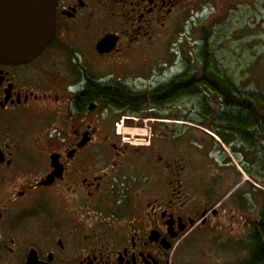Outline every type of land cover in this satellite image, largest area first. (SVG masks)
Returning <instances> with one entry per match:
<instances>
[{
    "label": "flooded vegetation",
    "instance_id": "af4514ba",
    "mask_svg": "<svg viewBox=\"0 0 264 264\" xmlns=\"http://www.w3.org/2000/svg\"><path fill=\"white\" fill-rule=\"evenodd\" d=\"M233 1L51 0L42 51L0 59V264H232L224 250L248 207L239 174L163 122L149 123L146 148L118 123L134 121V60L165 48L203 4ZM187 69L199 66L175 76ZM182 146L188 159L172 157Z\"/></svg>",
    "mask_w": 264,
    "mask_h": 264
},
{
    "label": "rangeland",
    "instance_id": "374dc122",
    "mask_svg": "<svg viewBox=\"0 0 264 264\" xmlns=\"http://www.w3.org/2000/svg\"><path fill=\"white\" fill-rule=\"evenodd\" d=\"M232 4L235 7L215 6L209 2L202 5L200 12L193 11L186 22L179 27L176 35L169 37L165 48L159 44L158 49L154 46V52L151 56H141L134 60L136 68H134L133 73L128 75L126 84L134 90L147 93L152 88L166 83L175 75L180 74L190 60L192 61L194 51L200 44L202 37L201 29H205L209 37L212 60L219 73L230 78L241 90L264 93V0H237L233 1ZM176 31L177 26L171 32L175 33ZM206 96L208 95L206 94ZM201 98V93H197L195 96L182 97L178 99L175 105L167 104L156 108L154 111L148 108L144 115H132L134 121L131 124L126 125L124 122L121 124V118L118 124L124 127H136L145 131L146 137H152L154 130L149 127V123L163 122L162 124L172 126L162 130L169 137L174 136V134H184L188 141L203 146L202 149L207 151L210 159L213 160L214 158L220 163L228 162V166L239 174L240 181H243L244 184L237 193L243 191L248 207L244 212L242 208L237 210L235 217L240 218L239 222H236L239 225L241 220H244L243 226L245 228L243 227L242 230L240 226L233 224L235 231L232 233V240L228 241L231 242L224 250L226 252L224 259H228V262L230 261L232 264H244L248 248L245 245V247L239 245L245 236L243 232L245 229L248 230V227L250 228L251 222L257 218L259 209L264 205V172L261 168L264 150L255 146L256 148L251 151L252 154L247 156V161L240 156L236 157L229 146L224 144L216 135L213 130V123L205 120L199 113L198 102ZM210 98L208 101H211ZM153 113L156 115L152 116ZM169 114L178 116V119L173 117L166 119L165 116ZM194 128H197L196 131L193 130ZM154 129L157 131L160 128L155 127ZM120 137L125 138L130 146H140L135 144L133 139L123 135ZM140 144L143 146L142 148H146L145 142ZM190 152L194 153V149ZM171 155L178 160L181 158L188 159V151L184 146L171 151ZM146 156L144 159L147 158ZM191 156L193 158H190V169L197 170L198 163L202 168L203 163L197 161L198 157L196 159L195 155ZM208 162L212 165V161ZM241 162L245 163L247 170L253 174L252 177L245 172ZM204 166H208V163ZM224 211L226 210L224 209ZM242 214H244V219ZM223 217L224 221H227L226 212H224Z\"/></svg>",
    "mask_w": 264,
    "mask_h": 264
},
{
    "label": "trees",
    "instance_id": "16d2710c",
    "mask_svg": "<svg viewBox=\"0 0 264 264\" xmlns=\"http://www.w3.org/2000/svg\"><path fill=\"white\" fill-rule=\"evenodd\" d=\"M201 33L200 44L194 51L192 61L187 64L199 66V71L189 74L190 70L187 69L181 76H175L147 93H137L136 99L129 104L131 113H144L148 108L154 111L167 104L175 105L182 97L201 93L199 113L213 123L214 132L233 154L247 161L253 148L264 150V93L241 90L230 78L221 75L212 60L206 30L201 29ZM206 94L211 97V101H208ZM168 117L178 119L176 115L169 114ZM241 164L252 177L245 163ZM261 168L264 172V159ZM239 245L248 248L244 264H264V205L259 209L257 218L251 222L248 235Z\"/></svg>",
    "mask_w": 264,
    "mask_h": 264
},
{
    "label": "water",
    "instance_id": "95a60500",
    "mask_svg": "<svg viewBox=\"0 0 264 264\" xmlns=\"http://www.w3.org/2000/svg\"><path fill=\"white\" fill-rule=\"evenodd\" d=\"M55 28L51 0H0V59L9 63L32 61L50 41ZM112 45L106 36L97 44L102 52Z\"/></svg>",
    "mask_w": 264,
    "mask_h": 264
},
{
    "label": "bare ground",
    "instance_id": "6f19581e",
    "mask_svg": "<svg viewBox=\"0 0 264 264\" xmlns=\"http://www.w3.org/2000/svg\"><path fill=\"white\" fill-rule=\"evenodd\" d=\"M214 85H215V84H214ZM129 128H131V127H129ZM121 135H123V134H121ZM123 136H125V135H123ZM141 136H147L146 132L137 129L136 127H134V128L132 127L131 132L129 133V137H128V136H125V137L130 138V139H133V140H135V144H139V145H141V144H140L141 141H142ZM135 137H137V139H135ZM214 137H215V136H214ZM146 138H147V137H146ZM146 138H145V139H146ZM139 141H140V142H139ZM130 142H131V141H130ZM136 142H137V143H136Z\"/></svg>",
    "mask_w": 264,
    "mask_h": 264
}]
</instances>
